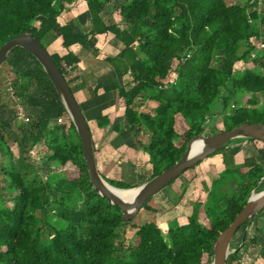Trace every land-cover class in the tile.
<instances>
[{
    "label": "trees",
    "instance_id": "obj_1",
    "mask_svg": "<svg viewBox=\"0 0 264 264\" xmlns=\"http://www.w3.org/2000/svg\"><path fill=\"white\" fill-rule=\"evenodd\" d=\"M75 1L0 0V48L22 33H31L44 48L59 36L65 49L84 47L91 36L112 34L123 49L104 60L113 66L117 79L103 89L117 92L135 146L148 156L150 178L178 161L193 137L220 131L215 123L208 127L212 118L221 117L222 130L243 123L264 124V112L235 107L238 93L264 95V76L256 72L264 66V49L255 44L264 42V0L260 6L252 0H83L90 25L83 35L69 23L58 22ZM114 1L123 28L106 25L101 17L104 7ZM51 58L63 75L79 62L71 52ZM29 62L32 66L25 67ZM238 62L246 67L240 78H234ZM3 63L15 75L11 83L15 96H26L35 112L20 125L0 120V145L13 158L5 136L11 139L23 162L34 148L44 147L41 161L49 179L42 180L33 168L28 174V166L25 171L16 167L1 171L10 196L0 195V264H210L214 239L252 191L264 190L263 163L255 156L235 163L232 155L224 154L227 167L210 182L206 201L192 203L185 224L169 221L163 233L155 222H147L135 227L134 238L125 247L123 229L132 220L122 222L120 209L92 189L80 140L47 75L22 48H14ZM171 71L174 81L163 84ZM124 76L131 78L129 84L119 82ZM146 102L154 105L152 114L140 110ZM256 104L257 100L247 103ZM58 119L65 122L51 124ZM179 121L182 132L176 130ZM96 123L102 129L110 124L107 115ZM53 164H70L78 174L72 180L52 179ZM102 178L115 188L133 187ZM229 184L234 187L223 191ZM256 232L257 257L264 247V228ZM240 261L239 250L228 256L226 264Z\"/></svg>",
    "mask_w": 264,
    "mask_h": 264
},
{
    "label": "rangeland",
    "instance_id": "obj_2",
    "mask_svg": "<svg viewBox=\"0 0 264 264\" xmlns=\"http://www.w3.org/2000/svg\"><path fill=\"white\" fill-rule=\"evenodd\" d=\"M75 2H80L82 4L84 3L83 0H76ZM101 15L103 16V19L108 23L117 22L118 25L120 24V17L117 11V2L115 1L105 6ZM120 26L122 28L124 27L122 23ZM262 43L264 44L263 40ZM45 49L48 51V46ZM242 50L243 49L241 48V52ZM30 66H32L31 62L25 65V67ZM245 67L246 65H244L242 62L236 63L234 66L235 72L233 77L240 78L243 74L242 70ZM21 68H24V66L20 67V69ZM256 72L264 76V66L258 67ZM173 78L174 74H171L168 77V80L171 81ZM14 79L15 75L7 65L2 63L0 65V105H2V108L0 110V120L8 119L11 122H14L13 112L16 104H20L24 107L27 116L31 120L32 114L33 112H35V110L29 108V106L26 104V96L25 98H20L17 102H14L12 95L8 91L9 88H12L11 83L14 81ZM237 98L238 100L235 106L236 108H246L250 113L264 112V95L238 93ZM256 100L257 104L255 106L247 105V103ZM139 102L140 101H137V104H139ZM139 106L141 111L152 114L154 107L152 103L146 102L142 103V105ZM233 107L234 106L231 105L229 110L231 111ZM63 122H65V120H60V122L53 121L51 124L56 125ZM214 123L217 130L223 129L221 117L212 118L208 127L210 125H213ZM183 128V123L181 121L177 122L176 130L182 132ZM205 135L206 133H204V136ZM5 140L7 142V145L9 146L13 158L8 156L5 147L0 145V195L3 194L7 197L10 196V193L5 191L4 189L8 181L1 174V171L9 172L12 171V169L15 167L17 169L20 168L21 170L25 171L26 167L28 166V174L31 173V170L33 168V170L42 180L49 179L47 171L45 170V165L41 161V159L44 160V154L46 153L44 147L37 146L36 148H34L24 156L25 161L23 162L18 156L17 145L6 136ZM237 141L238 140L232 141L227 146V148L224 149L223 152H220L213 156H209L205 160L201 161V163L197 167L187 171L182 176H180L172 185L167 186L166 188H164V190L160 191L152 198H150L143 206V208L140 209V212L132 220L130 225L123 229V239L125 247L132 242L134 238L135 227L143 225L147 222H155L163 233H166V225L169 221L175 220L180 225L185 224L187 217L191 213L192 203H204L206 201L210 182L216 179L218 177V174L222 172L225 167H227L223 161L224 154L228 156L232 155L235 159V163L241 162V160L245 157L255 156L260 163L264 164L263 143L256 141L237 144ZM51 170L55 172L51 174L52 179L63 178L72 180L78 174V171L74 168V166L70 164H67L65 166L53 164L51 166ZM119 174L120 178H118V180L126 182L125 184L131 185L136 183L137 181L136 173L134 172L133 168H130L127 165L121 166ZM233 187V184L226 185L223 191L230 190ZM201 220L206 223L203 217H201ZM261 227L264 228V210L259 215V218L252 220L249 225L242 226L235 234L230 244V251L232 253L234 251L240 250V264H242V260L244 258L253 260L251 264H264V247L261 250L260 255L256 257V253L258 250L256 244H258V240H260L259 234L256 232V230L260 229ZM235 247L238 248L236 249Z\"/></svg>",
    "mask_w": 264,
    "mask_h": 264
},
{
    "label": "water",
    "instance_id": "obj_3",
    "mask_svg": "<svg viewBox=\"0 0 264 264\" xmlns=\"http://www.w3.org/2000/svg\"><path fill=\"white\" fill-rule=\"evenodd\" d=\"M14 48H22L29 52L47 75L80 140L82 156L92 189L97 195L105 199L109 205L120 209L122 222L133 220L150 198L175 182L187 169L216 153L230 141L250 139L264 144V124L261 123H243L230 130H220L207 136L197 135L189 141L180 159L158 175L131 188H115L105 182L98 171L89 126L64 75L52 60L51 54L31 33H22L1 46L0 65ZM17 125H20V123H17ZM197 140L201 141V147L192 153V144ZM263 179L264 177L261 180ZM115 191H131L132 194L125 197ZM263 209L264 190L258 193L252 191L233 221L214 239L210 264H226L227 258L231 254L230 244L235 234L244 224L249 225L252 220L256 219Z\"/></svg>",
    "mask_w": 264,
    "mask_h": 264
},
{
    "label": "crops",
    "instance_id": "obj_4",
    "mask_svg": "<svg viewBox=\"0 0 264 264\" xmlns=\"http://www.w3.org/2000/svg\"><path fill=\"white\" fill-rule=\"evenodd\" d=\"M101 17L103 19L102 15ZM103 21L106 25L115 24L122 28L121 22L118 25L117 22ZM58 22L69 23L75 33L86 34L90 25L85 3H72L59 16ZM122 49V43L110 33L89 37L84 47L73 45L65 49L59 36L48 45L51 55L64 56L71 52L79 59L77 64L66 69L64 77L91 131L99 173L109 180L119 181L121 166L127 165L136 173L137 181L131 184L136 186L152 175L148 156L135 146L130 127L124 120L123 107L117 98V92H106L103 89L117 79L113 66L104 60L115 57ZM118 80L125 85L130 83L131 78L124 76ZM106 115L110 124L103 129L98 128L96 120Z\"/></svg>",
    "mask_w": 264,
    "mask_h": 264
},
{
    "label": "built area",
    "instance_id": "obj_5",
    "mask_svg": "<svg viewBox=\"0 0 264 264\" xmlns=\"http://www.w3.org/2000/svg\"><path fill=\"white\" fill-rule=\"evenodd\" d=\"M253 2L258 1V5L260 6L261 0H252ZM256 48L258 50L264 49V44L260 41L257 40L256 42ZM177 63V61H175V64ZM174 66V65H173ZM173 72V73H172ZM174 74V78L169 81L168 77ZM176 77V74L174 73V71H171L169 73V75L162 81L163 84H167V83H172L174 81ZM8 91L10 92V94L12 95L13 101L17 102L18 98L15 96L14 91L12 88H9ZM29 117L27 116L25 109L23 106H21L20 104H16L14 107V112H13V121L17 122V123H28L29 122ZM61 119L56 120L57 122H60ZM253 260L249 259V258H244L242 260V264H251Z\"/></svg>",
    "mask_w": 264,
    "mask_h": 264
},
{
    "label": "bare ground",
    "instance_id": "obj_6",
    "mask_svg": "<svg viewBox=\"0 0 264 264\" xmlns=\"http://www.w3.org/2000/svg\"><path fill=\"white\" fill-rule=\"evenodd\" d=\"M201 147V141L197 140L192 144V153L197 151L199 148ZM119 194H121L122 196L128 197L132 194L131 191H126V192H119V191H115Z\"/></svg>",
    "mask_w": 264,
    "mask_h": 264
}]
</instances>
